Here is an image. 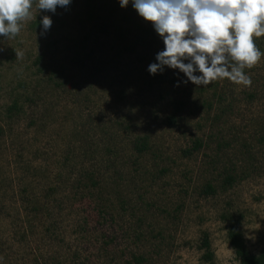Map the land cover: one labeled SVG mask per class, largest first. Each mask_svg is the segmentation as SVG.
<instances>
[{
  "label": "rangeland",
  "instance_id": "1",
  "mask_svg": "<svg viewBox=\"0 0 264 264\" xmlns=\"http://www.w3.org/2000/svg\"><path fill=\"white\" fill-rule=\"evenodd\" d=\"M32 14L0 36V264H209L205 237L213 264H239L231 226L258 255L264 57L245 69L251 87H198L178 69L149 73L164 44L131 0ZM45 15L47 31L34 25ZM145 31L151 48L128 52Z\"/></svg>",
  "mask_w": 264,
  "mask_h": 264
},
{
  "label": "clouds",
  "instance_id": "2",
  "mask_svg": "<svg viewBox=\"0 0 264 264\" xmlns=\"http://www.w3.org/2000/svg\"><path fill=\"white\" fill-rule=\"evenodd\" d=\"M122 8L130 0H118ZM71 0H0V36L13 39L33 19L32 8L55 14ZM133 9L151 23L164 49L157 53L150 74L165 67L178 69L196 86L227 79L241 87H251L245 69L255 67L264 52L254 37L264 36V0H131ZM40 23L47 31L49 16ZM23 53L16 51V56ZM184 61H188L185 63ZM200 73L196 75L195 73ZM2 259V257H0Z\"/></svg>",
  "mask_w": 264,
  "mask_h": 264
},
{
  "label": "trees",
  "instance_id": "3",
  "mask_svg": "<svg viewBox=\"0 0 264 264\" xmlns=\"http://www.w3.org/2000/svg\"><path fill=\"white\" fill-rule=\"evenodd\" d=\"M40 21L41 20H39L38 22H36L34 24L35 27L42 25L40 23ZM144 33H145V35H141L136 39V41L134 42V45L126 48V50L128 52L133 51L134 48H136V47H142L144 49H150L151 48L152 41L147 39V36L150 35V32L145 31ZM155 58L156 57L153 58V61H152L153 63L157 62ZM178 106H180V105H178ZM12 109H16V104L12 107ZM178 111H179V108L175 107V113L169 118V122L171 124L175 123V116H176L175 114H177ZM134 147H135V151L137 153H141L142 151L146 150V142L140 141L139 143L134 145ZM199 147H200V144L195 143L193 149L198 150ZM190 152L191 151H188L187 153L185 152L184 154L189 155ZM231 182H232V179L227 177L226 183L229 185ZM204 194L207 196L212 195V194H214V190L212 189L211 186L208 185L204 189ZM227 238H228V241H229L232 249L234 250L235 256H236L237 260L239 261V264H264V249L258 255H253V254L249 253L247 251L245 245H244L242 235L239 232L237 227L231 226L228 229ZM201 247L203 250H205V255L203 256V260H205L209 264H213L212 263L213 256L209 251V243H208L207 237H205L203 239ZM137 261H139V260H137Z\"/></svg>",
  "mask_w": 264,
  "mask_h": 264
}]
</instances>
